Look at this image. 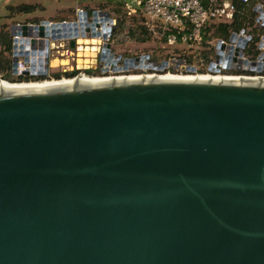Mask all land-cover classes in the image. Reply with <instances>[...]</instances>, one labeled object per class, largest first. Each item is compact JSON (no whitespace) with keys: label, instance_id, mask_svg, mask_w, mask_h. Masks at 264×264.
Instances as JSON below:
<instances>
[{"label":"water","instance_id":"1","mask_svg":"<svg viewBox=\"0 0 264 264\" xmlns=\"http://www.w3.org/2000/svg\"><path fill=\"white\" fill-rule=\"evenodd\" d=\"M0 264H264V81L0 89Z\"/></svg>","mask_w":264,"mask_h":264},{"label":"built area","instance_id":"2","mask_svg":"<svg viewBox=\"0 0 264 264\" xmlns=\"http://www.w3.org/2000/svg\"><path fill=\"white\" fill-rule=\"evenodd\" d=\"M203 1H206L205 3ZM242 3V8L238 6L234 0H139L136 6L130 7V11L140 10L143 15L163 24V39L165 46L176 49L179 44L185 45L188 50L177 53H170L163 57V61L159 66L157 62L148 61L140 55L137 61L132 63L134 67L113 71L114 66L121 59L113 57V53L106 54L107 61H100L99 76H121L130 74H211L221 76H264V69L261 72H252L248 68L252 65L264 68V0H237ZM136 8V9H135ZM95 13L93 14V12ZM89 12L86 9L77 10V19H43L39 21H17L9 27L11 38L10 56L13 57V44L16 41V51H22V55L17 54L16 73L12 72L15 78L24 74L25 71L37 72L42 71L45 67H51V57L53 54L62 56L63 51L58 49L69 50L71 57L73 54L79 55V50L84 46L95 49V57H99L103 48V44L107 39L104 35L110 36L112 27L115 26V18L104 14V10H94ZM107 12V11H106ZM252 13L245 24L238 30H231L227 38L213 36V26L219 23L232 24L237 17H241L245 13ZM250 18V19H249ZM29 26L27 35H21L17 32L20 25ZM15 26V33H11V26ZM104 28V31L102 29ZM209 29L205 31V29ZM81 29L85 30V35H81ZM153 30V27H148ZM92 32L99 35L92 36ZM104 32V33H103ZM72 34V36H68ZM206 35V39L204 36ZM74 40V46L70 47V40ZM94 42L98 43L93 46ZM200 45L206 46L207 53L202 54L199 49ZM99 46V47H98ZM76 52L73 53V50ZM190 51V52H188ZM112 54V55H111ZM98 55V56H97ZM206 55V58L204 56ZM53 58H57L54 56ZM132 58V57H126ZM145 62L144 67H138V62ZM197 58V64L193 59ZM25 59L27 62H25ZM125 59V58H124ZM191 59V62L189 61ZM114 60L116 63L114 64ZM46 61V63H45ZM79 59H76V63ZM198 63H200L198 65ZM90 65H87V67ZM233 66H240L237 69ZM79 64L75 65L79 73L75 76L97 77L98 75H89L84 72L85 69L79 68ZM105 69L101 72V69ZM191 68L194 71H191ZM246 68V69H243ZM150 73H145L147 70ZM139 71V72H136ZM136 72V73H129ZM28 73V74H29ZM111 73V74H107ZM30 75V74H29ZM34 76V75H31ZM74 76V77H75ZM64 78V77H63ZM1 79V78H0ZM38 81L30 79L28 81ZM41 80V79H39Z\"/></svg>","mask_w":264,"mask_h":264},{"label":"rangeland","instance_id":"3","mask_svg":"<svg viewBox=\"0 0 264 264\" xmlns=\"http://www.w3.org/2000/svg\"><path fill=\"white\" fill-rule=\"evenodd\" d=\"M136 1L137 0H0V30L8 31L10 25L17 21L77 19V10L80 8L88 11L104 10L116 20L115 26L106 42L109 44L110 53H113V57L116 58L120 56L121 59L117 62L118 65H122V61L126 57H140V55H147L149 62L153 61L160 64L163 61V57L167 54L182 53L181 51L184 50V52H186V50H188L187 47L182 44L176 46V49L165 46V41L161 33L163 31V24L151 20V18L143 15L140 10H135L133 12L129 10L130 7L134 8V5L136 6ZM203 2L205 3L206 1ZM21 5L26 7L32 6V9L29 11L21 10L19 8ZM117 22L118 26L116 25ZM141 25H144L150 33H148V35L146 34L148 38L145 41L131 38L128 33L129 29H139ZM148 27H153V30H149ZM95 43L96 42L93 44ZM91 45L92 44H89L87 48L83 46L79 50L80 54L78 56L73 54V57H71L69 50L67 51L59 48L58 50L60 52L63 51L64 54L62 56L53 54V57L56 56L57 58H50V64H52V66L48 67V73L70 71V69L75 68L76 64H79V68L92 69L95 71L94 75L99 76V64L101 63L99 62V57L94 56L96 50L91 49ZM97 45L98 43L93 46ZM199 49L201 51V56L208 52L204 45H200ZM2 51L3 49L0 46V53H2ZM75 52L76 49L73 50V53ZM3 55H5L4 52ZM76 59H79L78 63H76ZM197 61V58L193 59L195 64H197ZM199 64L200 63H198V65ZM87 65L90 66L87 67ZM150 72L152 71L148 69L145 73ZM64 78L66 79L67 77ZM45 79L51 80L52 77H47Z\"/></svg>","mask_w":264,"mask_h":264},{"label":"bare ground","instance_id":"4","mask_svg":"<svg viewBox=\"0 0 264 264\" xmlns=\"http://www.w3.org/2000/svg\"><path fill=\"white\" fill-rule=\"evenodd\" d=\"M104 31V28L102 29ZM104 33V32H103ZM104 36V34H103ZM107 61V60H106ZM138 67H144L146 64L142 60L138 63ZM183 79V80H213L220 81L223 79L231 80V81H241L245 80L248 82H259V80L264 81V78L261 79L259 77H242V76H221V75H211V74H172V73H162V74H130V75H121V76H97V77H87L84 75L79 76L76 80L73 79H65L61 78L57 79H49L42 81H29V82H10L5 80H0V89L4 90H24V89H44V88H53V87H71L76 81L77 83L84 84H103L109 81H122V80H138V79Z\"/></svg>","mask_w":264,"mask_h":264},{"label":"trees","instance_id":"5","mask_svg":"<svg viewBox=\"0 0 264 264\" xmlns=\"http://www.w3.org/2000/svg\"><path fill=\"white\" fill-rule=\"evenodd\" d=\"M238 6V9L242 8V3L238 2L237 0H234ZM21 10H31L32 6H19ZM90 10L89 12H91ZM245 13L240 18L237 17L236 20L232 24L227 23H219L218 25L213 26V36L223 37L227 38L231 30H238L240 29L245 22L247 21L248 17L250 15H253L252 13ZM250 19V18H249ZM118 26V22L116 24ZM117 29V28H116ZM209 29H205V31H208ZM140 31V32H138ZM138 32V33H137ZM128 33L131 38L137 39L139 41H145L148 37V30L144 25L139 26V29L132 28L128 30ZM142 34V35H141ZM147 34V35H146ZM150 34V33H149ZM114 35V34H113ZM206 35L204 36V39H206ZM0 46L3 49L2 53H0V78L7 80V81H28L30 79H45L47 77H52V79L56 78H62L67 77L71 78L74 77L79 73L78 69H73L70 71H64V72H55V73H48V76H31V75H19L15 78L12 76L11 69H12V59L10 56V48H11V38L9 30L7 31H1L0 30ZM3 52L5 55H3ZM206 58V55L204 56ZM191 62V59L189 60ZM85 73L89 75H94L95 71L92 69H85Z\"/></svg>","mask_w":264,"mask_h":264},{"label":"crops","instance_id":"6","mask_svg":"<svg viewBox=\"0 0 264 264\" xmlns=\"http://www.w3.org/2000/svg\"><path fill=\"white\" fill-rule=\"evenodd\" d=\"M137 1H139V0H137Z\"/></svg>","mask_w":264,"mask_h":264}]
</instances>
